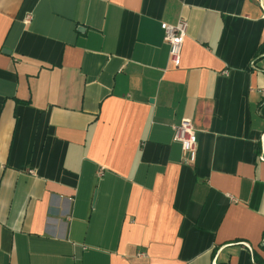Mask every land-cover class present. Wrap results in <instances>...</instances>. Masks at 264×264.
Listing matches in <instances>:
<instances>
[{
	"label": "crops",
	"instance_id": "obj_1",
	"mask_svg": "<svg viewBox=\"0 0 264 264\" xmlns=\"http://www.w3.org/2000/svg\"><path fill=\"white\" fill-rule=\"evenodd\" d=\"M263 45L264 0H0V264L264 260Z\"/></svg>",
	"mask_w": 264,
	"mask_h": 264
},
{
	"label": "built area",
	"instance_id": "obj_2",
	"mask_svg": "<svg viewBox=\"0 0 264 264\" xmlns=\"http://www.w3.org/2000/svg\"><path fill=\"white\" fill-rule=\"evenodd\" d=\"M164 30V39L169 45L170 61L174 66H179L182 60V48L186 39L188 21L184 16H180L176 23L161 24ZM175 139L182 144L184 151L190 154L186 162H194L197 157V135L190 118H184L181 123L175 126Z\"/></svg>",
	"mask_w": 264,
	"mask_h": 264
},
{
	"label": "trees",
	"instance_id": "obj_3",
	"mask_svg": "<svg viewBox=\"0 0 264 264\" xmlns=\"http://www.w3.org/2000/svg\"><path fill=\"white\" fill-rule=\"evenodd\" d=\"M260 52H264V45L261 46ZM255 263L256 264H264V260L258 256L255 255Z\"/></svg>",
	"mask_w": 264,
	"mask_h": 264
},
{
	"label": "water",
	"instance_id": "obj_4",
	"mask_svg": "<svg viewBox=\"0 0 264 264\" xmlns=\"http://www.w3.org/2000/svg\"><path fill=\"white\" fill-rule=\"evenodd\" d=\"M4 51H6V50H4ZM8 51V50H7Z\"/></svg>",
	"mask_w": 264,
	"mask_h": 264
}]
</instances>
